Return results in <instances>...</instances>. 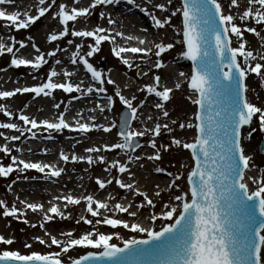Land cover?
<instances>
[{
	"label": "snow or ice",
	"instance_id": "6c2138e0",
	"mask_svg": "<svg viewBox=\"0 0 264 264\" xmlns=\"http://www.w3.org/2000/svg\"><path fill=\"white\" fill-rule=\"evenodd\" d=\"M77 6L69 7L66 3H58L57 0H38V10L36 15L29 11L17 10L8 12L0 8V21L4 22L2 27L8 29H28L44 17L53 6L56 7L53 19L58 20L62 26L61 30L51 33L47 39L50 43L58 42L66 37L81 38V43L75 44V51L71 54V64H81L88 74H90L93 85L84 87V82L74 83L71 77L75 74L72 71L63 70L57 72L55 68L46 77L45 82L33 87H16L14 91H0V99H9L16 94L33 93L36 97L41 95L52 97L56 90L64 93H80L81 95L106 94L105 83L115 85L111 76H105L102 70H98L89 58L100 52L101 45L108 42L112 54L120 60L129 70L133 69L135 61L125 54L138 55L141 63L147 64L154 56L152 64L156 69L165 67L161 57L175 47L174 43L156 42L134 35H126L123 31L113 28L96 26L89 30L87 27L77 30L74 27L79 19L88 20L93 11L98 6L119 5L121 0H90L87 7H79L80 0H73ZM132 7H137L141 12L151 17L153 27L158 30L172 27V18L178 14L182 17V28L177 35L182 39L178 41L182 49L178 59L191 62L190 74L180 72L179 76L185 78V82L190 90L191 103L196 106V111L187 123H179L181 130L192 129L194 132L191 142L172 138L171 145L157 146L156 137H160L162 131L173 132L169 123L156 122L154 127H143L138 130L133 127V121L140 120V110L144 108L145 102H137L135 94L129 98L123 94L122 89L117 87L113 95H106V104L97 103L90 111H112L118 98L123 105L122 115L119 123L112 120L107 126L95 123V117H90L89 122L75 121V126L67 122L65 114L61 112L55 120L44 119L37 121L34 117H29L21 112L18 116L19 121L25 127L19 126L14 122L0 123V129L14 130L19 135L5 136L0 132V137L5 141H19L25 133H31L35 138L37 133L34 129H43L48 132V139L52 138V132H62L65 129L74 132L88 133L93 130H100L111 133L113 129L118 130L119 142L114 144H103L99 147H89L85 151L89 153L86 157L72 155L71 157L60 152V160L67 163L84 161L89 165L96 163L106 165L105 171L111 173L113 170L119 174H127L130 181H134L129 165L142 159L148 161L161 160V148L168 151L171 146L183 148L190 152L194 166L187 173V191H180L178 181L182 175H174L171 172L166 174L172 176L170 184L167 186L169 201L163 203L161 211L157 215L152 212L148 220L154 225L157 220L166 223L159 231L154 227H146L139 221L129 222L121 218H114L115 213H126L129 217L136 218L141 209L145 206L155 209L156 203L149 197L146 191H142L135 182H125L123 179L113 177L108 180L96 179L99 189L103 190L113 183L120 189L131 192L136 196L142 197L143 202L135 204V211L132 202L124 204L115 203L110 206L108 201L115 197L109 196L108 200H100L93 195L75 197L72 194L57 196V201L63 200L64 208L68 205L86 204V212L92 218L81 216L76 220L77 224L83 222L91 225L92 229L86 231L78 237L74 236L73 231L60 233L66 239L58 238L45 229V235L50 240V244L43 237L35 239L41 245L51 248L53 245L60 249L57 252L40 254L32 252L23 255L15 250L0 251V262L2 264H87L89 261H100L102 264H264V168H259V175H247L253 168L257 167L253 155L246 154L245 139L252 140L257 131L264 132V108L258 107L250 102L247 93L249 87L246 80L250 74H255L261 81H264V51L248 50V42L244 39L245 32L254 34L262 42L264 47V35L255 26H248L242 29L236 21L247 23L254 21L256 26L264 29V0H245L241 5L240 0H228V10L225 9L221 0H182L179 7L173 4V0L153 3V9H158L162 16H157L155 11L142 7L137 0H124ZM15 0H0V5H12ZM257 5L259 7H257ZM169 6L174 10L170 11ZM233 9L237 10L233 14ZM100 19H107L108 25L115 26L117 21L106 15L105 12L99 13ZM147 33V29H143ZM235 37L238 46H233ZM91 38L93 43L85 45L84 41ZM117 38L125 41L121 45L117 43ZM31 41V37L28 38ZM10 43L0 41V56L11 55L10 64L19 69L21 67L30 68L33 72L39 71L44 65L48 64L47 57L55 58L57 52L68 51L56 47L53 51L46 54L41 52L36 44L32 48L37 55L34 59L24 58L18 55L21 49L27 45L24 41L17 40L14 36L10 37ZM136 42L139 46H131L129 42ZM67 43L73 45V40L68 39ZM19 48H16V45ZM87 48V51L83 50ZM55 64L60 65L61 60L55 59ZM138 75L147 76L148 72L140 68V64H135ZM65 77L64 82H59L54 78ZM36 78L35 76L33 77ZM180 83L175 84L179 89ZM145 92L148 96L158 98L155 108L158 109L164 118L169 117V111L165 104L170 100L173 88L164 86L161 88V77H154V83L146 84L138 89ZM56 109L60 104H54ZM0 112L5 116L11 117L12 112L4 106H0ZM80 117L81 114L77 113ZM254 118L258 120L259 127L254 128ZM148 120H152L148 116ZM159 119V118H157ZM142 124L145 121H140ZM176 120H171V125H176ZM146 135L150 136L148 146L154 150V154L147 156L133 155L137 149L143 145L140 139ZM120 150L127 155V162L112 160L110 163L101 152ZM16 152L22 149L16 148ZM30 151V150H29ZM264 152V149H259ZM46 152V150H45ZM0 153L10 156L11 163L5 166L0 162V177H8L13 172H23L35 170L48 177H59L64 172L62 167L55 164L43 162H31L12 155V149L5 143L0 147ZM22 166V167H21ZM143 167V165H140ZM157 173H164L166 170L157 167ZM255 185V188H251ZM154 192L155 197L161 198L162 192ZM11 190V188H9ZM19 200V197H17ZM23 208H18L16 204L10 207L6 201L0 199V214L3 217L20 219L26 216L28 210L33 213L41 212L44 223L39 227L45 228V223L51 222L54 217L60 219H70L71 214L65 213L58 204L49 201L47 211L41 203H30L19 200ZM103 210V212L101 211ZM111 212L113 215H107ZM25 224L29 223L24 219ZM107 225L112 229L123 227L132 233H145L147 239L124 240L123 247H118L112 243L113 235L100 232L98 225ZM31 227H37L32 224ZM117 239H122L118 234ZM14 240L0 235V244L12 245ZM30 248L31 245L26 244ZM77 247L86 249H96L89 251L87 255L79 258L71 256L64 258Z\"/></svg>",
	"mask_w": 264,
	"mask_h": 264
},
{
	"label": "rangeland",
	"instance_id": "374dc122",
	"mask_svg": "<svg viewBox=\"0 0 264 264\" xmlns=\"http://www.w3.org/2000/svg\"><path fill=\"white\" fill-rule=\"evenodd\" d=\"M50 3L51 0H48ZM58 3H66L69 7L77 6L74 4L73 0H57ZM158 2V0H153V3ZM159 2H165V0H159ZM224 4L225 9L228 10V0H221ZM121 3L127 5L124 0H121ZM137 3L140 4L142 7L148 8L151 11H155L157 16H162L163 14L160 13L158 9H153L152 4L148 2V0H137ZM90 4V0H80L79 7H87ZM173 4L176 7L181 5L180 0H173ZM240 4L244 5L245 0H240ZM35 5L38 6V0H15V4L12 5H0V8L8 12H12L17 10V8L21 10L29 11L30 14L36 15L37 10L34 9ZM257 7H259L257 5ZM135 10V14L141 12L139 8L132 7ZM170 11L174 10L172 6H169ZM56 7L50 10L44 17H42L36 24L30 26L28 29H21L16 31L15 29H8L5 27L0 26V41L5 43H10V37L14 36L17 40L24 41L27 45L25 49H21L18 55H25L27 56H34L37 55L35 50L32 48V44H36L37 47L40 48L41 52L47 53L49 51H53L56 47L61 49H68V51H61L57 52V56L55 58L47 57L48 64L44 65L39 71L33 72L30 68L21 67L16 69L11 66L10 54H5L0 56V91H12L16 87L24 86H37L42 82H45L47 75L51 71V68H55L56 70H68V71H76L78 75L77 78H71L72 82L79 83L80 81L84 82V87L93 85L94 82L90 79V74L86 72L83 66L79 63L76 65L71 64V54L75 51V44L81 43V38L77 37H66L58 42L50 43L47 37L53 33L61 30L62 26L58 24V20L52 18ZM106 11L105 6H98L97 9L93 11V14L88 20L79 19L75 22L74 27L77 30L84 29L87 27L89 30L96 26H103L105 28H115L116 30H120V26L117 24L115 26L108 25L107 19H100L99 13ZM233 14H236L235 9L232 10ZM106 13V12H105ZM144 18L151 19L150 16L146 15L144 12ZM49 22L52 24L50 25ZM236 23L242 27L248 26H255L257 27L258 31H261L262 35H264V29L260 28V26H256L254 21H249L247 23L241 22L239 20ZM4 22L0 21V25H3ZM182 28V17L178 14L176 17L172 18V27H167L162 30H158L153 28L154 37L152 38L156 42L163 41L165 43H174L175 47L170 50L169 52L163 54L161 57L162 61L165 64V67L162 69H156L152 61L148 65L149 69V77L146 81L145 79L140 80L138 75V69L135 68V63L133 69L129 70L125 65H123L118 58H116L112 52L111 47L108 42H104L101 45L100 52L96 53L93 57L89 58L90 62L94 64L98 70H102L105 76H111V78L116 81L115 85H109L105 83L104 87L107 89L106 94H93V95H83V99H88V101H92V103H99L101 105L106 104V95H113L115 89L119 87L122 89L123 94L131 98L133 94L136 97L146 100L152 101L155 99L158 102V98L154 96H148L145 92L140 93L138 90L139 88L143 87L146 84L154 83V77L159 75L163 79V84L161 86H167L173 88V92L170 94V100L165 104V108L169 111V117L164 118L162 113L156 109L155 113L151 109H145L148 111L147 116H151L152 120L146 123V127L152 128L156 122L164 123L167 122L173 128V132L168 133L166 130L162 131L160 137H156V143L159 147L160 145H171L172 138L181 139L185 142H191V136L193 135L192 129H184L181 130L178 127V124L183 122L187 123L191 120L194 114V110L196 108L195 105L191 103L190 97V90L186 82L183 81V77L178 76L179 71H177V75L173 69H176L179 63H182L181 66L186 68V60L178 59L182 45L178 43L182 39L181 35H177ZM150 34V33H149ZM31 37V41L28 39ZM68 39L73 40V45H69L67 43ZM244 39L248 42L247 49L256 51H264V47H262V42L258 37H255L252 33L245 32ZM85 45L88 43H93L91 38H88L84 41ZM233 46H238L235 37H233ZM16 48H19V45H16ZM84 52L87 51V48L83 50ZM60 59L61 64L56 65L55 59ZM134 59H140V57H134ZM151 59L155 60L156 58L153 56ZM177 66V67H175ZM182 68V70H184ZM173 72H169V70ZM170 70V71H171ZM12 76L11 81H6L5 79H9ZM36 77L35 79L33 77ZM31 77V79H28ZM59 82H64L65 77L60 76L54 78ZM180 83L181 87L179 89L175 88V84ZM246 83L249 87V91L247 96L250 102L256 104L258 107L264 108V81L255 74H250L246 80ZM135 87V90H134ZM47 98L49 102V109L50 114L52 113L53 117H49L50 115H45L44 111H40L39 107H32L34 103L40 101V99ZM80 98V93H64L62 90H56L53 93L52 97H45L43 95L36 97L33 93H23V94H16L14 97L9 99H0V106H4L8 111L12 112L13 115L11 117L5 116L2 112H0V123L6 122H14L17 123L21 127H25L22 121H19L18 116L21 112L25 115L30 117L33 114V117L37 119V121H41L43 118H48V120H55L61 112L65 114V118L67 122L75 126V123L72 122L73 117H71V113L65 108L66 105L70 103H75ZM138 98V99H139ZM117 102L112 111H105L104 113L93 112V116L97 121L95 123L97 125L103 124L107 126L110 121L115 120L118 123V117L123 105H121L116 98ZM59 103L60 108L56 109L54 104ZM65 109V112H64ZM47 110V111H48ZM34 112V113H33ZM97 113V114H96ZM72 118V119H70ZM159 118V119H157ZM77 119H80L81 122H89L85 120L83 115L80 117L77 116ZM171 120H176V125H171ZM142 121L141 118L138 121H133V127L136 129L142 128ZM145 126V125H144ZM254 128L259 127L258 120L254 118L253 125ZM140 130V129H139ZM37 133L35 138L31 137V133H25L21 136L19 141H5L3 137H0V147H2L5 143L8 144V147L12 149V155H16L18 158L24 159L25 161H33L38 160L42 162L43 160H47L43 163L55 164L57 167H62L64 172L59 177H49L51 180L44 183V186L48 189V195L45 197H39V189L36 187L34 191H26L21 192L23 187L28 185H38L40 180H33L34 177L44 175L43 173L37 172L35 170H26L23 172H13L8 177H0V199L6 201L9 207L12 204H16L18 208H23V205L19 203V200H24L30 203H41L44 205L45 211H47L49 205V201L54 204H58L65 213H70V219H60L59 217H54L51 222L45 223V228L41 229L39 225L44 223L42 219V213L36 212L33 213L31 210H28L26 216L21 217L20 219L8 217H3L0 214V235H3L5 238H11L14 240L12 245H2L0 244V251L3 250H15L19 251L23 255L31 254L32 252L40 253V254H48L50 252H57L60 251L59 248L56 246H52L49 248L47 245H41L36 237H43L47 243L50 244V240L45 235V229L50 232L52 235H57L58 238L66 239V237L60 236V233L73 231L74 236L78 237L82 235L86 231L92 229L91 225H86L83 222L80 224L76 223V220L79 219L81 216H87L88 218H92L90 214L86 212V204L82 201L80 205H68L67 208H64V201L60 200L57 201L54 198L57 196H63L67 194H72L75 197H82L87 195H93L95 198L100 200H108L109 196L115 197L114 200L108 201L110 206H114L115 203L122 202L124 204H128L132 202L134 207L131 209L135 211V204H139L143 202V198L134 195L131 192H127L124 189H120L118 185H116L115 180L113 179V183L107 185V187L103 190L99 189V186L96 184V179L100 178L103 180H108L113 177L123 179L126 183L127 182H135L137 186L142 190L146 191L150 198L154 200L156 203V208L151 209L145 206L143 209L140 210L138 216L136 218L129 217L126 213H115L114 218H121L124 220L131 222H136L142 218H148V216L155 212L157 215L161 211V206L163 203H167L169 201V195L174 193H169L166 189L170 182L162 183V186L159 185V190L162 192V197L157 198L154 195V192L157 190L156 186L158 185V181L161 179L160 177L166 178V180H172V176L167 175V172H171L174 175L181 174L182 178L177 183L179 184L180 191L187 190V181L186 176L188 171L190 170L189 165L187 162H191L190 152L183 148H178L176 146H171L168 151H164L161 148V160L160 161H148L146 159H142L138 162H133L129 165L132 173H134V181H130L127 174H119L115 170L111 173L106 172L104 169L106 165H102L99 163L89 165L84 161H77L72 162L71 159L69 162L65 163L60 160V150L61 147L64 146L66 150H62L65 154L86 157L89 155L85 151L86 148L89 147H99L103 144L107 143L109 145L119 142V135L118 130L113 129L111 133H105L100 130H93L88 133H80L69 131L68 129L63 130L62 132H52V138L50 139L52 145L56 152L46 155L47 157H40L39 155H27L23 151L26 150L28 147H35L42 144V141H48L46 138L48 137V132L43 129H34ZM0 132H3L5 136L11 135H19L14 130L10 129H0ZM140 139V143L143 145L141 149H146L147 152H144V156L154 154V150L151 149L148 144L150 141V136L146 135ZM264 142V132L257 131L254 135L252 140L245 139L243 143L246 146V154L253 155L255 165L257 167L253 168L252 172L254 176L259 175V168H264V152L259 151V147L261 142ZM20 148L22 152H16L15 149ZM59 153H58V152ZM252 152V153H251ZM135 154V153H134ZM137 154V153H136ZM94 157L96 155H104L108 162L110 163L112 160H120L121 162H127V155L120 151V150H113L110 152H101L99 154H91ZM0 162H2L5 166L11 163L10 156H6L3 153H0ZM140 165H143L141 167ZM186 165V166H185ZM22 167V166H21ZM157 167H161L166 171L164 173H157L155 169ZM162 180V179H161ZM33 183V184H32ZM11 188V190H9ZM105 195V197H104ZM19 197V200H17ZM103 197V198H102ZM103 212V210H101ZM107 215H113L111 212L106 213ZM24 219H27L29 223L25 224L23 222ZM149 224L150 221H148ZM166 221L157 220L153 227L155 230L159 231L161 227H163ZM32 224H36L37 227H31ZM100 232L105 234H112L113 240L112 243H115L117 246H123L124 240L132 239L135 237L136 239H142L147 237L145 233H132L128 229H124L122 226L118 227L117 229H112L110 226L107 225H98L96 226ZM119 235L122 239H117L116 235ZM26 244L31 245L30 248L25 247ZM89 251H98L96 249H86L77 247L75 250L71 251L68 254H64V258L71 256L73 258H78L81 255L88 253Z\"/></svg>",
	"mask_w": 264,
	"mask_h": 264
},
{
	"label": "bare ground",
	"instance_id": "6f19581e",
	"mask_svg": "<svg viewBox=\"0 0 264 264\" xmlns=\"http://www.w3.org/2000/svg\"><path fill=\"white\" fill-rule=\"evenodd\" d=\"M34 9L38 10V6L35 5ZM104 12H106V15H111V17L117 21L116 24L118 26H120V30L123 31L126 35L129 34L132 30H136L135 33H137V30L139 29L140 32H142V35H143L142 37L147 39V37L149 36L150 40H152V38L154 37V33L155 32L153 31L154 27H153L152 20L148 19V18H144V14L142 12H139V13L135 14V10L132 9L131 6H129V5H124L123 3H120L119 5H106V11H104ZM49 24L51 25L52 23L49 22ZM143 29H147L148 30L147 33L143 32L142 31ZM135 33L133 34L134 36H135ZM117 41H122V43L125 44V41L121 40L120 38H117ZM129 43L132 46H136L137 45L136 42H134V41L133 42H129ZM181 64L182 63H179V65H178L179 67L177 68V70L173 69L175 71V74L177 75V71H179V73L180 72H185L186 74H190L191 66L189 65L188 67L183 68L181 66ZM182 68L184 70H182ZM170 70H169V72H173L172 70L171 71ZM62 71H63L62 69L61 70H57V72H62ZM74 73L75 74L71 78H77L78 77L76 71H74ZM28 79H31V77H28L27 80ZM5 80L8 82V81H11L13 79H12V76H11L9 79L6 78ZM20 87H22V84L20 85ZM134 90H135V87H134ZM140 93L142 94V92H140ZM138 98L139 97H137V102H139L140 100H143L141 98H139V99ZM156 102L157 101L155 99H153L152 101L146 100L144 108L140 110L139 116H140L142 121H145V123H143L141 125L142 128L141 127L139 128L140 130H142L143 127L146 126V123L150 122V120L147 119L148 118V116H147L148 115V111H146L145 109L149 108L155 113V110H156L155 103ZM96 104L97 103L93 104L92 101H90V100L88 101L87 98L83 99V95L80 94V98L78 99V101H76L75 103H70V104L66 105L65 108H67L68 111L71 113V117H73V121L72 122H75L77 120V113H80L81 115H83L85 120L88 121V119L90 117H93V111H90V110L93 109L96 106ZM48 105H49V102H48L47 98H43V99H40V101H38L37 103H34L32 105V107H39L38 109H40V111L41 110L44 111L45 115L46 114L50 115L49 117L51 118L53 116H52V113L50 114V110H48L49 109ZM194 111H196V108H195ZM64 112H65V109H64ZM95 112H98V111H95ZM30 117H33V114H31ZM44 119H48V118L46 117V118H43L42 120H44ZM95 121H97V120L95 119ZM193 136H194V133L191 136V139H193ZM46 139L48 141H42V144L39 145V146L28 147L23 152L25 154H27V155H30V156L39 155L40 157L42 156V158L43 157H47L46 156L47 154L50 155V154L56 152V150L54 149V146L52 145L50 139H48V138H46ZM64 149L66 150V148L64 146H62L61 150L59 152H61ZM45 150H46V152H45ZM144 152H147L146 149L145 150L141 149L139 152H137V154L135 153L133 155L143 156ZM33 161L34 162H40L38 160H35L34 158H33ZM45 161H47V160H43L42 162H45ZM187 165L193 166L194 163H193V161L192 162L188 161ZM247 175L254 176V173L251 171V172L247 173ZM160 178L162 179V180L160 179L158 181V185H160V186H162V183H164L165 181L167 183L171 182V180L168 179V181H167L166 178H164V177L163 178L160 177ZM33 180H40V183L38 185H36V186L27 184L26 186L23 187L21 192H26V191H30L31 192V191H34L36 189V187H38L39 194H40L39 197H45L46 195H48L49 192H48V189L44 186V183L48 182L49 180H51V178H49L48 176L40 174L39 176L34 177ZM250 187L254 189L255 185H251L250 184ZM187 190H188V185H187ZM104 197H105V195H104ZM138 221L141 222L142 224H144V226H146V227H153V224H149L148 218H142V219H140Z\"/></svg>",
	"mask_w": 264,
	"mask_h": 264
},
{
	"label": "water",
	"instance_id": "95a60500",
	"mask_svg": "<svg viewBox=\"0 0 264 264\" xmlns=\"http://www.w3.org/2000/svg\"><path fill=\"white\" fill-rule=\"evenodd\" d=\"M247 84V83H246ZM121 115H122V113H121ZM120 115V116H121ZM261 149H263V146H262V148ZM138 150V149H137ZM87 255V254H86ZM0 264H2V262H0ZM87 264H102V262H100V261H89V262H87Z\"/></svg>",
	"mask_w": 264,
	"mask_h": 264
}]
</instances>
